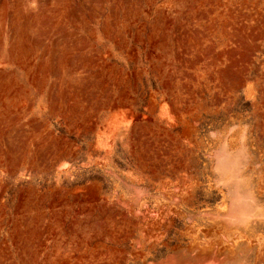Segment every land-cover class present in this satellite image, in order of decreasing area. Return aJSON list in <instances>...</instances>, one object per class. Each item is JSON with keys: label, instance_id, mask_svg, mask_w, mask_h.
<instances>
[{"label": "rangeland", "instance_id": "rangeland-1", "mask_svg": "<svg viewBox=\"0 0 264 264\" xmlns=\"http://www.w3.org/2000/svg\"><path fill=\"white\" fill-rule=\"evenodd\" d=\"M0 5V264H264V0Z\"/></svg>", "mask_w": 264, "mask_h": 264}, {"label": "bare ground", "instance_id": "bare-ground-1", "mask_svg": "<svg viewBox=\"0 0 264 264\" xmlns=\"http://www.w3.org/2000/svg\"><path fill=\"white\" fill-rule=\"evenodd\" d=\"M4 1V0H3ZM13 1V0H12ZM19 1V0H18ZM5 3V2H4ZM1 6V5H0ZM2 8V7H1ZM12 8V7H11ZM15 11H17V10H15ZM12 12V11H11ZM17 15V14H16ZM18 23V22H17ZM30 29H29V26L25 29V32H28ZM22 31V30H21ZM0 35H1V29H0ZM22 34H20V29H18V30H16V35H15V43H16V41H17V39H19L20 38V36H21ZM1 39V38H0ZM18 42V41H17ZM14 43V44H15ZM20 43H21V41H20ZM22 43H24V42H22ZM1 44V43H0ZM14 51L18 54V53H20L19 52V50H18V48L17 47H15L14 48ZM33 52V51H32ZM4 63V62H3ZM1 64V63H0ZM27 70V69H26ZM6 77V76H5ZM4 82V81H3ZM1 95V94H0Z\"/></svg>", "mask_w": 264, "mask_h": 264}]
</instances>
